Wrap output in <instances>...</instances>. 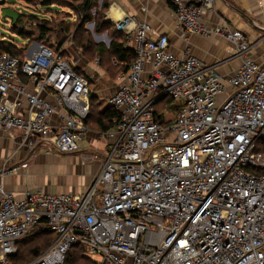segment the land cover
<instances>
[{
    "label": "built area",
    "instance_id": "2783aa9c",
    "mask_svg": "<svg viewBox=\"0 0 264 264\" xmlns=\"http://www.w3.org/2000/svg\"><path fill=\"white\" fill-rule=\"evenodd\" d=\"M169 4L179 38L221 35L240 64L223 75L172 52L147 21H115L134 60L105 100L113 126L98 135L110 143L90 155L99 171L79 192L15 191L5 181L42 146L80 148L88 78L62 44L27 41L22 59L0 52V137L14 147L0 160V264L20 263L19 244L34 229L52 232L53 242L21 264H65L75 245L98 264H264V64L238 29L205 25L213 0ZM164 98L181 101L165 127L156 117Z\"/></svg>",
    "mask_w": 264,
    "mask_h": 264
},
{
    "label": "crops",
    "instance_id": "0c3cea01",
    "mask_svg": "<svg viewBox=\"0 0 264 264\" xmlns=\"http://www.w3.org/2000/svg\"><path fill=\"white\" fill-rule=\"evenodd\" d=\"M108 1H110L109 6L103 15V20L109 21L113 29L114 22L127 15L134 21L150 23L155 34H166L169 40V48L175 54L186 52L206 65H215L223 73L232 71L239 63L233 55L230 44L219 37L206 38L192 34L184 39L179 38V28L176 26L169 0ZM95 10L96 7L94 6L90 9V13L94 14ZM202 19L208 27L225 23L230 28L241 31L253 41L251 55L258 62L264 64V0H213L211 8L203 11ZM114 30L113 33L117 35ZM103 33L108 39L109 45L110 38L107 31ZM120 34V37L124 39V34ZM98 43L95 39V44ZM114 62L117 65L115 59ZM99 106L103 108L107 105L105 103ZM87 129L88 131L80 143V158L72 155L59 158L54 157L55 154L52 156L45 154L32 156L26 169L18 175L6 179V187L15 191L21 190L25 186L38 187L49 193L79 192L84 189L92 176L99 171L100 161L90 159V155L110 143L109 138L98 135L101 130L94 122L87 124ZM0 140L2 141V139ZM1 141L0 160L7 155V152L3 151L5 145L3 146V141ZM6 141L9 146L12 145L10 141Z\"/></svg>",
    "mask_w": 264,
    "mask_h": 264
},
{
    "label": "rangeland",
    "instance_id": "374dc122",
    "mask_svg": "<svg viewBox=\"0 0 264 264\" xmlns=\"http://www.w3.org/2000/svg\"><path fill=\"white\" fill-rule=\"evenodd\" d=\"M92 1H93V5H95V7H96V10H95L94 14L93 13L91 14V16L93 17V20L90 22H92L94 25V21L96 22L98 20L99 13H102L104 15V13L107 11L108 7L106 9H103L101 7L102 6L101 4L103 3L104 0H92ZM108 2H110V1H108ZM3 7H10L14 11H16L18 14L21 15V17L18 16L16 19V20H18V18L20 19L19 23H18V27L22 26L24 32L28 33V34H25V35L17 34V30L13 31V26H12L13 22L10 21L9 19L3 20L0 17V41L10 42L19 48H21L23 43H25L27 41H30V42L36 41V42H39V43H41L45 46L51 47V48H53L57 45H60L59 44L60 42H58L59 40H56L53 33H48L44 37H42V36L39 37V35L37 34V30L35 28V22H37V20L35 21L33 19H30L28 17L29 15H33L38 19H48V20H55V21L67 20V21H70L71 23L76 21V18H77L75 16V13L72 12L71 10L69 11L68 9L62 8V7L59 8L55 4L44 5V4L39 3V0H33L32 2H29V3L26 2L25 0H5V5ZM1 9H2V7L0 6V10ZM87 23H89V22H87ZM87 23L84 24L83 28L88 31V39L90 42V47L86 50L85 49L83 50L82 48H80L76 44L75 39H72L71 36L74 34V32L71 30L72 32L69 33V35H67V37L65 38V41L63 40L62 54H64V56L67 59L73 60V62L76 63V65H75L76 71L78 73H80L81 75L86 76L89 80V83H90V85H89V88H90L89 97L92 96L91 97L92 101H93L92 111L94 112V115L93 116L91 115L92 119L90 118V122L88 124H92V122H94L93 120L96 117V114H95L96 107H98V105H100V104H102V105L105 104L106 98L111 94L112 91L115 90V88H116V81L115 80H116V76H118L119 72H118V68L115 66L113 56H111L110 53L107 51L109 49V45H106L104 42H99L98 43L99 45L98 44L96 45L95 44L96 38L93 36V34L91 32L90 23L89 24H87ZM177 25L178 24H176V26ZM104 31H107V34H108L110 41H111V38L115 35L113 33V27L104 29L103 31L97 32L96 34H102ZM93 32H95V31H93ZM179 32H180V29H179ZM124 36H125V38H124V42H125L126 35L124 34ZM199 36H202V35H199ZM202 37H205V36H202ZM213 37H219V38L228 42V40L225 39V37H223L221 35H217V36H213ZM213 37H206V38H213ZM85 38H87V36H85ZM85 41H86V39H85ZM228 44H230V43L228 42ZM95 45L97 47L100 46L101 48H103V52L101 54L99 52V49L93 50ZM123 45H124V43H123ZM123 48H127V47L123 46ZM234 57H236L238 59V61H239L238 65H239L240 59L237 56H234ZM96 58H98V63H95ZM238 65L232 71H234L238 67ZM211 66L216 67L215 65H211ZM216 70L223 75H227V74L232 72V71H230V72L223 73V72L219 71L217 67H216ZM99 98H101V99L99 100ZM180 103H181V101L179 99L164 98L156 104V109H157L156 115L158 117H160V119L162 120V125L164 127L174 121V116L176 115V112L180 106ZM0 139H2V141H3L2 145L3 146L5 145L4 147L2 146L4 148L3 151H6L8 153V152L12 151V149H14V147L12 145L9 146L6 139L1 138V137H0ZM47 147L51 148V150H52L51 156H52V154H55V155H53L54 157L57 156V157L61 158L64 156L72 155V156H76V157L80 158L79 156L81 154V148H79L75 152L64 155L62 153L57 152L50 145L42 146L41 150L38 149V150L34 151V154H32V155H34V156L38 155V154L44 155L43 151L45 149H47ZM14 181H15V179H14ZM33 231L37 233L38 229H34ZM49 236H50V241H49L48 245L51 242H53L54 234L52 232H49ZM44 238H45V235L40 234V233L36 234L37 240H43ZM48 245H46V247ZM22 246H23L22 243H21V245L19 244V255H18L17 261L20 263H18V264L29 262L36 257V256L27 257L25 255V250H24V248H22ZM44 249H42L41 252ZM88 258L91 261H95V263L98 264V262H97L98 257L95 254H92V253L89 254Z\"/></svg>",
    "mask_w": 264,
    "mask_h": 264
},
{
    "label": "trees",
    "instance_id": "16d2710c",
    "mask_svg": "<svg viewBox=\"0 0 264 264\" xmlns=\"http://www.w3.org/2000/svg\"><path fill=\"white\" fill-rule=\"evenodd\" d=\"M26 2H32L33 0H25ZM106 1V2H105ZM39 3L44 5H53L55 4L59 8H66L69 11L75 13L76 21L70 22L67 20H48V19H38L33 15H29L28 17L33 20H37L35 22V28L37 30V34L44 37L48 33H53L56 40H59V44L63 43V40L71 33L72 31L74 34L71 36L72 39H75L76 44L82 48L83 50L88 49L90 47V42L88 39V31L83 28L84 24L93 20L91 16L90 9L94 7L92 0H86L84 3L83 0H39ZM103 9H106L109 5L108 0H104L101 4ZM18 16L21 17L19 14ZM19 18L16 20L12 26L13 31L17 30V34L25 35L23 27H18ZM112 27L109 21L103 20V14L99 13L98 20L93 25V31L95 33L101 32L104 29ZM72 30V31H71ZM114 30V29H113ZM117 35H114L111 38L109 43V49L107 50L111 56L117 61L118 72H125L129 68L130 64L134 60V54L131 48H123L124 39L120 37V31L114 30ZM87 36V38H85ZM86 39V41H85ZM59 46V45H58ZM99 49L100 54L103 52V48L100 46H95L93 50ZM0 52H7L11 55L17 56L19 59L23 58L24 55V48H19L10 42L0 41ZM92 96L89 97V104H90V112L87 119V124L90 122V118L92 119L91 115H94L92 111L93 101ZM96 107V106H95ZM96 117L93 120L96 126L104 132L113 126V118L115 116V112L109 107L104 106L103 108L98 105L95 109ZM158 120L160 117H158ZM162 121V120H161ZM43 234L45 238L43 240H37L36 234ZM45 240V241H44ZM50 241L49 231L48 230H40L36 232H30L27 234L23 240L20 242L22 243V248L25 250V255L27 257H34L37 256L42 249L48 245ZM27 260V259H26ZM65 264H96L95 261H91L88 256L84 253V250L79 246L75 245L69 249L67 252V256L65 259Z\"/></svg>",
    "mask_w": 264,
    "mask_h": 264
},
{
    "label": "water",
    "instance_id": "95a60500",
    "mask_svg": "<svg viewBox=\"0 0 264 264\" xmlns=\"http://www.w3.org/2000/svg\"><path fill=\"white\" fill-rule=\"evenodd\" d=\"M83 2L85 3L86 0H83ZM4 5H5V0H0V6L2 7V9L0 10V17L3 20L9 19L14 23L19 14L10 7H3Z\"/></svg>",
    "mask_w": 264,
    "mask_h": 264
},
{
    "label": "bare ground",
    "instance_id": "6f19581e",
    "mask_svg": "<svg viewBox=\"0 0 264 264\" xmlns=\"http://www.w3.org/2000/svg\"><path fill=\"white\" fill-rule=\"evenodd\" d=\"M96 40H100V38L99 37H96Z\"/></svg>",
    "mask_w": 264,
    "mask_h": 264
}]
</instances>
